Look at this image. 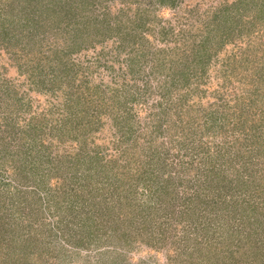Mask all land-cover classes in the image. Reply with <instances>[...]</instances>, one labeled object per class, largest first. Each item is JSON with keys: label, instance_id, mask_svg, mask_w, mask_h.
Masks as SVG:
<instances>
[{"label": "rangeland", "instance_id": "obj_1", "mask_svg": "<svg viewBox=\"0 0 264 264\" xmlns=\"http://www.w3.org/2000/svg\"><path fill=\"white\" fill-rule=\"evenodd\" d=\"M48 1L0 0V264H264V0Z\"/></svg>", "mask_w": 264, "mask_h": 264}, {"label": "trees", "instance_id": "obj_2", "mask_svg": "<svg viewBox=\"0 0 264 264\" xmlns=\"http://www.w3.org/2000/svg\"><path fill=\"white\" fill-rule=\"evenodd\" d=\"M38 1V0H37ZM42 1H44L45 2V0H42ZM63 1H65V0H63ZM52 2H54V0H50V1H48L47 2V4H51ZM61 2V1H60ZM55 3H57V2H54V5L56 6L57 4H55ZM59 3V2H58ZM66 4V3H65ZM67 6V5H66ZM70 6L71 7H74V6H77V4H72V3H70ZM65 7V5H63V7L62 8H64ZM54 7H50V9L51 10H53L54 11V9H53ZM65 8H67V7H65ZM74 8H76V7H74ZM83 8L84 7H81V8H79L78 10H72L71 9V16L72 17H74L73 15H83ZM86 8H84V10H85ZM82 11V12H81ZM57 22L59 21V22H61L62 21V16L61 15H57ZM75 19V18H74ZM73 19V20H74ZM87 21V18L85 17L84 18V24L83 25H80V24H76L75 25V28H74V30L76 29V32H74V36L76 35V37L78 38V37H83V38H91L93 35H95V33L99 30L98 29V27H97V25H94L93 23L90 25V23H87V24H85V22ZM58 22V23H59ZM56 25H58V24H56ZM79 26V27H78ZM55 34H58V32H55ZM60 34V33H59ZM84 42V41H83ZM28 51V50H27ZM43 53H44V51L42 50V52L41 51H39V52H37L36 54H42L43 55ZM27 54V53H26ZM42 55H40L41 57H42ZM29 56H31V58L32 57H34V56H32V55H30V54H27V55H22L21 57L23 58V59H27ZM37 55H35V60L36 61H40L39 60V57H36ZM22 58H19V60L21 61L22 60ZM207 61H209V60H207ZM207 61L206 62H204V63H207ZM20 65H22V62L20 63ZM202 75V74H201ZM179 125H180V123H179ZM171 139V142H170V145L171 144H173V147H174V145H178V143L176 144L175 143V141L173 140L174 138H170ZM173 165H176V164H173ZM183 165L181 164L180 165V163H179V166H178V168L180 167H182ZM175 168V167H174ZM176 169V168H175ZM106 172H109V171H106ZM117 173V172H116ZM116 173H115V175H116ZM172 180V176L171 175H168L167 177H166V182L167 183H170V181ZM86 181L87 182H89V180L88 179H86ZM170 184H172V183H170ZM262 185H264L263 183H262ZM259 189V188H258ZM258 189H257V191H258ZM254 194L255 195H257L256 196V198L257 199H259L260 198V194L261 193H258V192H255L254 191ZM215 198L216 199H211V202H209L208 204L212 207V209L211 210H213V208H214V210H216V211H218V212H221L222 214H224L223 212H227V210H232V209H236L237 208V203H238V201H227V202H225V203H222L221 201H220V195H219V192L218 191H216V193H215ZM192 199V197H190V200ZM198 201H196L197 202V205H198V203L199 204H201V202H204L203 200H200V199H197ZM255 203H256V200H254V202H253V205H251V204H249V203H247L248 204V206H250L249 208H252V209H254L253 211H257V209H258V205H259V203H258V205H256L257 207H255ZM213 206H216V207H213ZM246 207V206H245ZM195 208H196V206H195ZM208 207H202L201 208V210H205V209H207ZM247 208V207H246ZM200 210V211H201ZM242 210H244L243 208H242ZM259 210V209H258ZM214 212V211H213ZM248 219L247 220H249L248 221V223H252L253 225L254 224H256L257 226H258V224L260 223L258 220L257 221H255V222H252V221H250V216H248L247 217ZM251 219H253V218H251ZM261 224V223H260ZM259 232L256 230V231H254L252 234H255V235H262V232H261V227H259ZM229 233H232V232H229ZM233 234V233H232ZM232 234H230V237H227L228 239L229 238H231V236H232ZM230 240V239H229ZM210 241V240H209ZM212 242V241H211ZM235 242V247H237V246H239V243L237 244V242H236V240L234 241ZM253 243H254V246H256V248H258L257 250H255L254 251V254H255V258L253 259V264H255V262L256 261H258V259H259V257H260V254H261V252H262V250L261 249H263V247H261V245H259L258 243H256V239L253 241ZM237 245V246H236ZM228 247H230L229 245H228ZM255 249V248H254ZM233 252V249L231 250V253ZM253 254V253H252Z\"/></svg>", "mask_w": 264, "mask_h": 264}]
</instances>
